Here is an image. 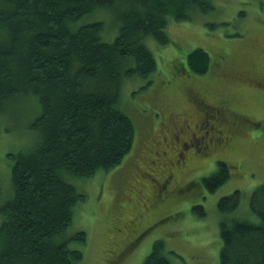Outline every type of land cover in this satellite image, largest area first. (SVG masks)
<instances>
[{"label": "trees", "instance_id": "obj_1", "mask_svg": "<svg viewBox=\"0 0 264 264\" xmlns=\"http://www.w3.org/2000/svg\"><path fill=\"white\" fill-rule=\"evenodd\" d=\"M212 7L210 0H0V117L15 116L17 103L37 105L29 123L32 143L9 153L11 195L0 205V264L81 261L80 249L57 240L71 224L74 204L85 197L63 174L91 177L120 164L135 134L132 120L119 106L123 79L144 78L156 70L147 42L169 43L165 31L169 19L187 20L196 11ZM101 8L113 9L119 24L111 41L103 38L102 20L77 24L82 16ZM236 65L237 61L230 63ZM244 66L248 67L239 65L234 72L224 69L236 82L264 86V80L252 73L248 76ZM210 67L209 54L197 47L171 68L201 75ZM200 93L210 95L203 88ZM200 93L188 89L186 95L184 90L191 108L199 111L201 125L204 121L214 124L222 137L217 149L227 151L241 132L235 118L245 123L251 116L231 108L227 94L210 95L211 103ZM226 119L233 125L224 126ZM145 131L146 127L141 133ZM192 149L181 163L207 153L199 141ZM177 161L178 156L169 166H176L172 172L179 175ZM229 176L227 163L218 161L217 170L202 182L213 192ZM158 181L149 201L143 195L144 202L167 195L168 188ZM180 187L175 185L171 192L183 191ZM240 196L235 189L217 202L222 214L221 264H264V182L249 197L250 209L258 216L256 223L226 217L236 209ZM195 210L205 214L200 204ZM70 239L84 243L86 234L78 230ZM143 264H169L160 240L154 242Z\"/></svg>", "mask_w": 264, "mask_h": 264}, {"label": "rangeland", "instance_id": "obj_2", "mask_svg": "<svg viewBox=\"0 0 264 264\" xmlns=\"http://www.w3.org/2000/svg\"><path fill=\"white\" fill-rule=\"evenodd\" d=\"M210 2V10L196 11L190 19H169L165 27L169 43L147 42L156 60L154 72L144 78L123 79L119 106L132 120L135 134L131 150L120 164L91 177L63 174L85 196L74 204L71 224L57 238L81 250L77 264H143L156 240L161 241L169 264H221L222 214L217 202L235 189L241 193L240 201L226 217L258 220L250 209L249 197L264 182V86L236 82L224 68L234 72L239 65H246L243 70L248 76L264 80V0ZM95 20L103 21V38L111 41L119 26L114 10L97 9L77 24ZM197 47L211 58L206 73L194 75L171 68L175 60L185 61ZM236 61L239 65L230 66ZM185 88L186 95L188 89L200 93L202 88L212 97L227 94L231 108L251 117L245 123L235 118L241 132L232 138L227 151L211 148L200 153L202 157L181 163L178 175L169 165L180 154L181 143L191 130L197 135L202 132L197 130L201 126L199 111L191 108ZM210 95L200 93L212 103ZM17 104L15 116L0 117V205L11 195L9 153L22 150L33 139L29 123L37 105L31 101ZM225 115L231 117L230 112ZM223 123L233 125L228 119ZM140 127L141 132L145 127L146 131L140 134ZM218 161L227 163L230 176L210 192L202 179L217 170ZM169 171L174 180L167 195L144 202L143 195L147 201L151 199L155 179ZM175 185L184 187L183 191L171 192ZM199 204L204 215L197 213L199 208L195 210ZM1 219L0 213V223ZM78 230L86 234L84 243L70 239Z\"/></svg>", "mask_w": 264, "mask_h": 264}, {"label": "flooded vegetation", "instance_id": "obj_3", "mask_svg": "<svg viewBox=\"0 0 264 264\" xmlns=\"http://www.w3.org/2000/svg\"><path fill=\"white\" fill-rule=\"evenodd\" d=\"M197 130L202 131L200 133V135H197L196 132H193L191 130L189 132V136H188L187 140L185 142L181 143V145H180L181 151H180V154L177 155L178 156L177 162H179V165L182 162L181 160L184 161L185 159H187L188 155H186V154L188 151H190V149L193 148L195 142H197V143H198V141L201 142L203 144V148H207L206 152H208L211 148H218V146H221L222 143L221 142L219 143L218 141L219 140L222 141V137L218 136V131L215 130L214 124H211L208 121H206V122L204 121L203 124L200 127H198ZM195 146H197V145H195ZM191 153L194 154L193 152H191ZM175 167H171L170 170L175 168ZM171 178H172V172L169 171V173L167 175L160 174V177L158 179L160 180V182H162V187L167 188L169 183H171ZM155 180L159 183V181L157 179H155Z\"/></svg>", "mask_w": 264, "mask_h": 264}, {"label": "bare ground", "instance_id": "obj_4", "mask_svg": "<svg viewBox=\"0 0 264 264\" xmlns=\"http://www.w3.org/2000/svg\"><path fill=\"white\" fill-rule=\"evenodd\" d=\"M135 180V179H134ZM136 184V183H135ZM142 187V186H141ZM141 190V189H140ZM142 191V190H141Z\"/></svg>", "mask_w": 264, "mask_h": 264}]
</instances>
